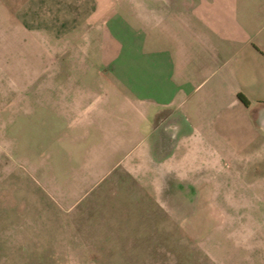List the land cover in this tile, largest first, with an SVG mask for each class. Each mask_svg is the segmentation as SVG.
<instances>
[{
  "label": "crops",
  "instance_id": "crops-1",
  "mask_svg": "<svg viewBox=\"0 0 264 264\" xmlns=\"http://www.w3.org/2000/svg\"><path fill=\"white\" fill-rule=\"evenodd\" d=\"M0 70L77 90L63 111L106 175L264 201V0H0Z\"/></svg>",
  "mask_w": 264,
  "mask_h": 264
},
{
  "label": "rangeland",
  "instance_id": "rangeland-1",
  "mask_svg": "<svg viewBox=\"0 0 264 264\" xmlns=\"http://www.w3.org/2000/svg\"><path fill=\"white\" fill-rule=\"evenodd\" d=\"M57 73L0 70V264L264 260V244L248 242L264 228V201L191 200L196 194L180 184L154 194L149 185L96 168L90 148L97 138H77L71 112L63 111L61 97L77 90L42 87ZM77 73L56 82H77ZM250 211L251 218L234 215Z\"/></svg>",
  "mask_w": 264,
  "mask_h": 264
},
{
  "label": "trees",
  "instance_id": "trees-1",
  "mask_svg": "<svg viewBox=\"0 0 264 264\" xmlns=\"http://www.w3.org/2000/svg\"><path fill=\"white\" fill-rule=\"evenodd\" d=\"M240 99L246 106H249V102L245 98L240 97Z\"/></svg>",
  "mask_w": 264,
  "mask_h": 264
}]
</instances>
